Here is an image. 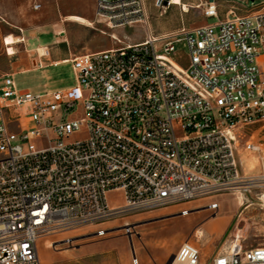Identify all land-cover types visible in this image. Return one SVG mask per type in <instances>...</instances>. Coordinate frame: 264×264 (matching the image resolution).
<instances>
[{
	"label": "built area",
	"instance_id": "1",
	"mask_svg": "<svg viewBox=\"0 0 264 264\" xmlns=\"http://www.w3.org/2000/svg\"><path fill=\"white\" fill-rule=\"evenodd\" d=\"M207 7L213 25L73 58L71 88L20 92L12 74L1 78L0 264H42L46 236L259 184L242 173L238 137L264 126V5L226 19ZM144 15V0H95V23L109 29ZM114 191L122 203L110 204ZM200 260L190 242L174 255ZM209 264H264V246L236 243Z\"/></svg>",
	"mask_w": 264,
	"mask_h": 264
},
{
	"label": "rangeland",
	"instance_id": "2",
	"mask_svg": "<svg viewBox=\"0 0 264 264\" xmlns=\"http://www.w3.org/2000/svg\"><path fill=\"white\" fill-rule=\"evenodd\" d=\"M7 1L8 4L0 0V87L1 78L9 69L6 55V51L9 54V47L5 44V39L11 34L19 36L22 32L31 33L39 30L52 32L53 29L59 31L66 26L74 41L89 38L93 44H97L107 43L109 39L113 41L111 36L118 30L96 23L86 28L74 22H61L66 21L65 14L81 12L91 14L94 11L95 0ZM227 1L239 3L242 7L248 8L249 12L259 10L264 5V0ZM36 3L42 5L40 10L33 9ZM144 8L143 21L132 26V29H138L139 42L149 35L158 38L174 37L184 30L217 22L215 18H205L204 7H188L189 13H184L180 7L173 5L158 7L156 0H149L148 3L144 1ZM132 29L126 27L124 31L130 33ZM40 35L42 43L51 39ZM28 46H33V43L29 42ZM176 52L182 56L184 63L188 54L184 43L176 44ZM74 76L72 66L65 64L33 74H18L13 80L20 92L45 93L74 85ZM239 134L242 173L247 177L261 180L258 185L232 194L179 204L106 221L73 232L43 237L39 242L42 264H135V261H138V264H169L186 242L200 250L202 259L200 264H209L214 256L229 250L236 243L247 249L264 246V203L260 200L264 194V152L252 153L244 147L248 142L260 146L264 151V126H255ZM83 138L84 133L80 132L72 136L68 142ZM108 199L111 205L122 203L119 191L109 193ZM211 204H218L219 208L211 209L209 207Z\"/></svg>",
	"mask_w": 264,
	"mask_h": 264
},
{
	"label": "crops",
	"instance_id": "3",
	"mask_svg": "<svg viewBox=\"0 0 264 264\" xmlns=\"http://www.w3.org/2000/svg\"><path fill=\"white\" fill-rule=\"evenodd\" d=\"M3 1L4 3L7 4L9 2L7 0H3ZM144 1L148 3L149 0H144ZM241 1L247 2L246 0H241ZM181 2L188 7L196 6V8L197 7L208 8L207 6L210 3H213L217 6L218 14L221 19L229 18L230 11H233L236 15H240V16H245L253 13V11L249 12L247 10L248 8L242 7L239 3H236L234 1L181 0ZM69 16L81 17L84 20L91 22L93 26V24L96 21L95 4H94V11L91 14L83 13V12L65 14L64 17H66V21H61V22L62 23L68 22L69 20H67V17ZM69 22H74V24H78L82 27H86V28L88 27V24L86 23H81L76 21H69ZM128 28L132 29V27H128ZM124 29L125 28H118V30L115 31L114 34L117 37V39H112L113 41L109 39V42L107 43L98 42L97 44H93L89 38L88 40L78 39L74 41V39L70 37L66 29V26H64V28L59 31L53 29L52 32L51 30H46V31L39 30L31 33L22 32L19 36H15L14 34H11V36H14L15 38L18 37L21 40V43L15 44L13 46V48L15 49L13 55H9L6 51V55L9 63V69L7 74H12L14 77L18 74H31V73L33 74L36 72L44 71L49 68L58 67L65 64H70L73 69L72 60L75 57L92 54V53L109 51L121 45L135 44L139 42L138 29L136 28L132 29L130 33L125 32ZM40 34L46 37H50L51 39L46 43H42L41 42L42 38L39 37L41 36ZM29 42H32L33 46L29 47L28 46ZM41 48L47 50L45 51L43 49L45 51V55L42 56L39 55L38 51ZM75 76H74V85L76 83ZM74 85L67 88L59 89L57 91L71 88Z\"/></svg>",
	"mask_w": 264,
	"mask_h": 264
},
{
	"label": "bare ground",
	"instance_id": "4",
	"mask_svg": "<svg viewBox=\"0 0 264 264\" xmlns=\"http://www.w3.org/2000/svg\"><path fill=\"white\" fill-rule=\"evenodd\" d=\"M170 5H173V6H177V7H180L181 10L184 12V13H189V10H188V6L184 5L181 0H171V4ZM67 20L69 21H76V22H81V23H86L88 24V27L92 26V23L91 22H88L86 20H84L83 18L81 17H78V16H69L67 17ZM112 39H117V37L115 36V34H113L111 36ZM21 42V40L19 38H15L13 36H9L8 38L5 39V44L9 47L8 48V51H9V54L10 55H13L14 52H15V49L13 48V45L17 44ZM39 55H45V51L41 48L39 51H38ZM264 177V175H263ZM219 208V206H218ZM135 264H138V261H135ZM171 264H177L174 260L171 262Z\"/></svg>",
	"mask_w": 264,
	"mask_h": 264
},
{
	"label": "water",
	"instance_id": "5",
	"mask_svg": "<svg viewBox=\"0 0 264 264\" xmlns=\"http://www.w3.org/2000/svg\"><path fill=\"white\" fill-rule=\"evenodd\" d=\"M168 1V0H167ZM133 249V248H132ZM174 260V256L172 257V259L169 261V264H171V262Z\"/></svg>",
	"mask_w": 264,
	"mask_h": 264
}]
</instances>
